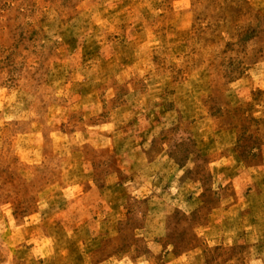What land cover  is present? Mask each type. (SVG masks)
I'll use <instances>...</instances> for the list:
<instances>
[{
    "label": "rangeland",
    "instance_id": "1",
    "mask_svg": "<svg viewBox=\"0 0 264 264\" xmlns=\"http://www.w3.org/2000/svg\"><path fill=\"white\" fill-rule=\"evenodd\" d=\"M187 255L264 264V0H0V264Z\"/></svg>",
    "mask_w": 264,
    "mask_h": 264
},
{
    "label": "crops",
    "instance_id": "2",
    "mask_svg": "<svg viewBox=\"0 0 264 264\" xmlns=\"http://www.w3.org/2000/svg\"><path fill=\"white\" fill-rule=\"evenodd\" d=\"M193 257L190 256V255H187V256H184V257H179L177 256V258H174L172 260H169V261H165L161 264H193ZM260 260V257H253V262L255 261H259Z\"/></svg>",
    "mask_w": 264,
    "mask_h": 264
}]
</instances>
